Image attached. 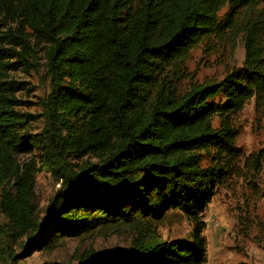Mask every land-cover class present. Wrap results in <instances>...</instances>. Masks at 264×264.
Here are the masks:
<instances>
[{
  "label": "trees",
  "instance_id": "obj_1",
  "mask_svg": "<svg viewBox=\"0 0 264 264\" xmlns=\"http://www.w3.org/2000/svg\"><path fill=\"white\" fill-rule=\"evenodd\" d=\"M229 6L221 20L225 0H0V211L8 237L25 235L29 250L128 230L129 249L84 255L79 264H207L205 211L241 171L234 119L251 100L264 102V0ZM239 36L240 68L179 92L194 50ZM38 52L50 79L47 128L21 134L17 94L25 88L10 74L34 70ZM263 164L264 150L243 168L259 174ZM41 169L60 188L37 221L31 198ZM182 222L189 241H152Z\"/></svg>",
  "mask_w": 264,
  "mask_h": 264
},
{
  "label": "rangeland",
  "instance_id": "obj_2",
  "mask_svg": "<svg viewBox=\"0 0 264 264\" xmlns=\"http://www.w3.org/2000/svg\"><path fill=\"white\" fill-rule=\"evenodd\" d=\"M230 11L229 0L219 14L223 20ZM245 15V13H244ZM245 59L242 38L231 39L225 44H202L191 53L185 65L186 75L177 82L179 92L190 89L191 83L205 85L219 83L234 68H240ZM34 70H19L10 78L25 88L17 94L21 106L19 132L36 135L47 128L44 102L50 93V79L47 75L42 53L32 60ZM238 137L241 169L229 183L221 188L204 214L207 243V264H264V164L259 174L245 170L246 159L264 150V102L251 100L234 119ZM33 155L39 162L42 152ZM29 154L16 158L27 162ZM82 161H70L83 164ZM41 162V161H40ZM42 170V169H41ZM5 182L0 177V197ZM60 184L46 169L37 172L31 198L32 217L39 221L46 215L47 205L54 197ZM8 223L0 211V264H79L82 256L95 258L110 256L130 248L132 233L97 231L80 238H69L46 248L26 249L27 237H8ZM191 227L182 222L172 227L161 228L152 241H189Z\"/></svg>",
  "mask_w": 264,
  "mask_h": 264
},
{
  "label": "water",
  "instance_id": "obj_3",
  "mask_svg": "<svg viewBox=\"0 0 264 264\" xmlns=\"http://www.w3.org/2000/svg\"><path fill=\"white\" fill-rule=\"evenodd\" d=\"M103 257H108V256H103ZM103 257H97V258H103Z\"/></svg>",
  "mask_w": 264,
  "mask_h": 264
}]
</instances>
